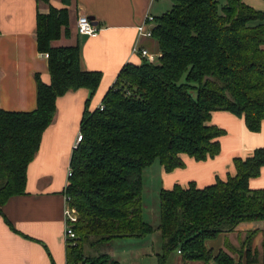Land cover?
<instances>
[{"label":"trees","instance_id":"obj_1","mask_svg":"<svg viewBox=\"0 0 264 264\" xmlns=\"http://www.w3.org/2000/svg\"><path fill=\"white\" fill-rule=\"evenodd\" d=\"M170 1L152 30L158 60L125 64L101 100L103 109L92 111L90 101L102 73L80 69L77 45L50 44L70 36L66 9L50 6L45 15L36 14L37 50L47 53L50 81L45 84L36 75L32 111L0 107V208L24 191L28 163L53 120L56 100L70 91L88 90L81 138L72 150V173L64 189L77 212V238L66 244V264H118L106 253L85 255L83 245L96 247L154 231L142 218L141 172L155 160L168 173L183 169L182 155L196 162L218 155V139L225 131L209 124L212 112L242 118L250 132L261 130L264 12L242 0H224L223 5L218 0ZM232 163L235 174L225 181L160 189L157 264H166L174 251L184 264H242V258L255 262L250 245L258 229L247 230V248L238 260L207 246L244 223L264 221V189L249 187L264 166V148L234 157Z\"/></svg>","mask_w":264,"mask_h":264},{"label":"crops","instance_id":"obj_2","mask_svg":"<svg viewBox=\"0 0 264 264\" xmlns=\"http://www.w3.org/2000/svg\"><path fill=\"white\" fill-rule=\"evenodd\" d=\"M252 9L264 12L263 0H242ZM66 9L70 36L51 41L54 48H79L80 69L102 73L98 89L90 101V111L101 104L109 86L121 68L127 64L139 65L144 58L132 54L135 41L138 47L160 57L157 42L152 37H138L137 25L146 15L155 18L171 7L166 0H0V107L7 111H32L36 108V75L47 84L48 59L41 56L36 45V14L45 15L49 7ZM78 15L90 18L99 28L96 36L80 35L76 29ZM157 61V60H156ZM155 61V62H156ZM86 89L70 91L56 100L53 120L43 132L38 150L28 163L25 187L20 195L9 198L0 208V264H66V242L63 237L64 189L68 183L67 169L70 156L79 135V125ZM210 125L225 131L219 137L220 152L212 159L195 161L182 155L183 169L165 173V180L181 187L192 181L204 187L219 178L234 175L232 160L245 157L253 150L264 148V122L259 132H250L243 119L228 112L211 113ZM260 174L249 181L253 190L264 189V166ZM201 183V184H200ZM164 189V188H162ZM258 229L252 247L264 239V221L244 223L229 235ZM216 238L211 248H219ZM230 240V239H229ZM184 264V263H182ZM185 264H188L186 262Z\"/></svg>","mask_w":264,"mask_h":264},{"label":"rangeland","instance_id":"obj_3","mask_svg":"<svg viewBox=\"0 0 264 264\" xmlns=\"http://www.w3.org/2000/svg\"><path fill=\"white\" fill-rule=\"evenodd\" d=\"M218 1L220 5H223L224 0ZM165 12H167V10H165ZM141 175V205H143L142 218L153 227L154 231L146 237H125L122 239H114L109 243L99 244L96 247H90L88 243H85L82 248L85 255L94 257L99 253H106L115 259L118 264H157L156 255L161 252V237L156 229L160 221L159 191L161 188L167 189L176 181L183 184L186 179L183 181H172L174 180L173 178L167 182L165 180V173L162 171V167L158 160H155L150 167L145 168L141 172ZM247 235V231L245 233L239 231L237 234L229 235L230 240L227 237H224L223 239L218 238L217 243H219L220 247L214 249H222L238 260L240 258L239 256L242 255V252V257H244V251L245 248H247V242H245ZM253 238L251 239V245ZM215 241H208L207 246H210V244ZM251 245L252 253L255 252L253 255L256 258L255 262L252 264H264V239L263 241L259 239L255 247H252ZM241 262L242 264H247L243 258ZM166 264H182L180 255L176 251L172 252ZM188 264L204 263L188 262Z\"/></svg>","mask_w":264,"mask_h":264},{"label":"built area","instance_id":"obj_4","mask_svg":"<svg viewBox=\"0 0 264 264\" xmlns=\"http://www.w3.org/2000/svg\"><path fill=\"white\" fill-rule=\"evenodd\" d=\"M155 17L151 14L146 15L144 21L137 25V35L138 37L149 38L152 35V30L155 26ZM76 29L80 35L84 36H96L98 34L99 28H97L92 20L85 15H78L76 19ZM135 45L132 48V54H139L140 57L145 58L148 62H155L158 60V56L155 54H149L145 49L138 47V42L135 41ZM42 57L46 58L47 53L41 54ZM97 108L100 110L103 109V105H99ZM81 138L80 134L76 138V143ZM72 170L69 168L66 172V178L69 180L71 176ZM64 211H63V222H64V229H63V237L65 239L66 244H73L76 240V236L74 233V225L77 223V212L74 207L69 205V197L65 195V204H64Z\"/></svg>","mask_w":264,"mask_h":264}]
</instances>
